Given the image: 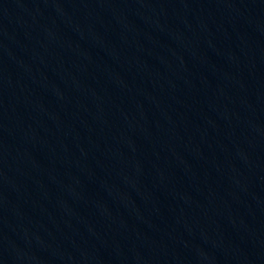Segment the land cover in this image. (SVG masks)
<instances>
[{"label": "water", "instance_id": "95a60500", "mask_svg": "<svg viewBox=\"0 0 264 264\" xmlns=\"http://www.w3.org/2000/svg\"><path fill=\"white\" fill-rule=\"evenodd\" d=\"M0 264H264V0H0Z\"/></svg>", "mask_w": 264, "mask_h": 264}]
</instances>
